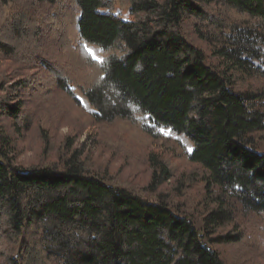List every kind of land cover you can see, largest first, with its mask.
Masks as SVG:
<instances>
[{
	"label": "trees",
	"instance_id": "trees-1",
	"mask_svg": "<svg viewBox=\"0 0 264 264\" xmlns=\"http://www.w3.org/2000/svg\"><path fill=\"white\" fill-rule=\"evenodd\" d=\"M40 1L54 11L50 33L44 16L14 1L0 30V53L43 73L14 90L80 92L96 122L184 137L201 169L203 227L169 193L154 194L173 176L164 161L151 159L142 193L92 176L77 153L20 168L16 137L35 114L7 95L0 118L14 132L0 129V263L227 264L224 252L244 250L232 263L251 264L248 251L264 247V0ZM65 52L90 69L88 84L57 63Z\"/></svg>",
	"mask_w": 264,
	"mask_h": 264
},
{
	"label": "rangeland",
	"instance_id": "rangeland-1",
	"mask_svg": "<svg viewBox=\"0 0 264 264\" xmlns=\"http://www.w3.org/2000/svg\"><path fill=\"white\" fill-rule=\"evenodd\" d=\"M9 1L34 9L45 17L47 32L51 30L55 22L51 18L54 11L51 12L40 0H0V30L7 23L11 8ZM63 1L70 3L69 0ZM45 40L44 44H50L47 37ZM197 44L206 46L199 41ZM88 50L95 59H102L99 49L91 47ZM57 63L68 70L74 82L88 84L91 71L81 59L76 60L65 52L63 61L59 59ZM40 73L43 74L36 65L28 67L0 53V97L8 95L16 99L15 103L24 100L35 114L32 128L16 137V165L24 170L46 167L77 153L92 176L104 178L109 186L142 193L152 181L151 159L164 161L171 167L173 176L154 194L169 193L168 200L174 209L191 219L199 230L202 229V219L197 210L205 191L204 185L197 180L201 169L187 159L186 153L192 151L188 140L169 131H163L161 137L154 138L140 126L123 119L111 123L96 122L92 108L80 92H76L74 98L56 89L46 97L35 98L32 92L21 90L19 94L14 90L19 81ZM41 78L44 79V76ZM0 129L14 132L13 121L0 118ZM261 147L264 149V145ZM243 252H224L227 264H233V257ZM248 254L251 264H264V247L253 245Z\"/></svg>",
	"mask_w": 264,
	"mask_h": 264
}]
</instances>
